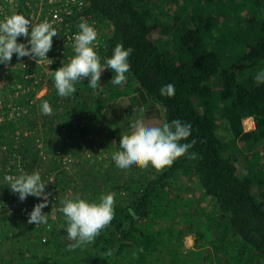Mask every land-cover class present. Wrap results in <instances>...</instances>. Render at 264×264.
<instances>
[{
    "label": "trees",
    "instance_id": "1",
    "mask_svg": "<svg viewBox=\"0 0 264 264\" xmlns=\"http://www.w3.org/2000/svg\"><path fill=\"white\" fill-rule=\"evenodd\" d=\"M76 14L77 18L87 15L83 18L96 30L93 47L102 66L117 44L133 49L122 85L111 83V69L102 72L101 87L95 91L82 79L74 85L73 97L67 98L68 110L55 116L64 121L62 128L75 127L80 133L78 149L67 152L84 158L76 171L84 184L68 199L99 203L101 195L113 194L114 218L93 242L69 250L76 242L68 238L61 211L47 215L50 230L45 229L46 223L36 227L23 222L39 198L27 197L29 207L18 208L19 215L2 213L4 198L12 206L18 196L4 181L8 173L4 157L0 159V241L6 248L0 252V264H264V84L257 86L254 81L264 70V0H83ZM77 20L76 25H51L58 34L53 37L51 56L62 49L71 58L75 55L73 38L81 22ZM60 57L50 64L53 71L70 61ZM33 68L32 63L20 73L12 70L9 80L24 82L23 76ZM50 80L40 102L57 111L60 96L54 78ZM169 83L175 86V95L162 96L161 86ZM117 96L156 105L161 125L173 120L190 123L191 136L181 143L195 140V146L161 171L133 165L119 172L113 160L104 171L90 164L87 147L95 141L87 138L88 126L76 125L75 120H87L94 128L92 120L99 121L96 126L109 132L98 140L103 146L114 144L112 154L122 150L117 120L132 114L135 105L123 110L115 105ZM88 98L95 105L87 112L93 113L91 118L84 109L91 103ZM248 116L255 120L252 131L243 128V118ZM105 120L109 126L101 125ZM17 127L12 121L0 124V145L10 148L4 152L7 155L14 152L16 165L30 170L38 149H26L28 145L16 141V133L21 135L23 130ZM61 129L59 125L45 128L50 130L45 133L43 146L49 147L45 155L64 150ZM57 135L61 140L56 143ZM239 140L244 142L242 147L237 145ZM227 150L232 152L229 156ZM192 153L195 159L189 158ZM244 154L248 171L238 174L235 161ZM67 174L62 168L54 176L53 185L61 191L71 186ZM183 177L195 189L186 186L180 193ZM203 201L208 207H202ZM14 231L18 233L13 236ZM190 233L195 241L187 248L184 242Z\"/></svg>",
    "mask_w": 264,
    "mask_h": 264
},
{
    "label": "clouds",
    "instance_id": "2",
    "mask_svg": "<svg viewBox=\"0 0 264 264\" xmlns=\"http://www.w3.org/2000/svg\"><path fill=\"white\" fill-rule=\"evenodd\" d=\"M33 1L35 7H45V11H48V7L54 6L51 8L52 11L62 19L53 25L58 23L63 25L61 24L63 22L66 25H76L73 23H77V19L81 20L78 25L80 31L73 38L75 55L71 59L69 58V63H63L62 67L53 71L54 86L60 97L68 98L74 94L76 92L74 85L82 79L88 80L89 87L93 91L97 90L101 87L98 82L105 69H111L114 72L111 79L112 84L122 85L126 81V73L131 67L128 60L133 49H125L122 44H117L113 49L112 56L106 60L105 66H102L100 57L93 47V43L97 40L96 30L86 22L88 21L86 20L88 19L87 15L77 18L76 13L81 10L83 0H69V2L30 0L31 7L27 6L26 0H0V11L2 12V14L0 13V64H3L0 86H3V82L19 86L20 81L9 80L12 70L20 73L27 68L29 62L33 63L36 60L38 65L41 60L48 58L47 54L53 46V37L58 35L47 21L33 24L30 19L26 18V15L15 12V4L18 3L25 6L23 9L29 15L30 10L34 7ZM44 13L42 14L50 16V19L54 16L50 10L46 14ZM62 50L66 51V49ZM15 56L18 60L21 59L18 65L11 63ZM58 56L63 55L59 53ZM67 57L69 56L67 55ZM32 76L33 71L26 73L23 77L31 79ZM254 81L257 86L264 84V70L255 75ZM18 86H15L16 89ZM160 94L173 97L175 86L171 83L161 86ZM41 111L44 114H51L52 108L45 101L41 106ZM4 121L3 118L0 119V124ZM242 123L245 131H252L256 128L253 116L243 118ZM191 130L190 123L180 120L154 126L146 123L143 119H134L130 124V130L127 133H121L120 148L122 150L113 153L112 158L120 169H128L133 165L143 169L151 165L156 171H161L170 167L178 158L184 156L190 148L195 146V140H192L191 143H181V141L188 140ZM189 158L195 159L196 153H192ZM6 166L8 173H6L4 181L11 192L18 194L16 199L19 197L21 201H24L28 196L43 198V201L37 203L29 213L28 223L35 225L47 223V214L42 210L48 205V198L51 194L46 191L47 184L42 181L40 173H24L23 171L28 170V167L20 165V163L16 165L12 162L11 166L6 163ZM10 174H14V176ZM61 203L63 206L60 211L67 221L68 238L76 242L69 245V250H73L81 244L93 242L101 230L108 226L114 218L113 194L101 195L99 203H89L79 197L61 201Z\"/></svg>",
    "mask_w": 264,
    "mask_h": 264
},
{
    "label": "rangeland",
    "instance_id": "3",
    "mask_svg": "<svg viewBox=\"0 0 264 264\" xmlns=\"http://www.w3.org/2000/svg\"><path fill=\"white\" fill-rule=\"evenodd\" d=\"M19 4H17L18 6ZM33 5L34 7L30 10V11H35L36 16H32V15H27L26 18L30 19L31 21L34 20V24H38L41 23L39 21L36 22V17L38 15V12L41 11V13L46 14L49 10L51 11L52 15H54V12L52 11V7L54 6H50L48 7V11H45L44 8L40 7H35V2L33 1ZM155 35H157V31H155L154 33ZM27 39V38H26ZM63 51V50H62ZM60 51V54L63 55L62 57L64 58L65 56L67 57V50L65 52ZM48 58H45L43 60H41L39 62V64L37 65L36 60H34V68H33V76L31 79H28L27 77L25 78L24 82H20L19 86L17 84H8V83H4L3 82V86H0V119H4L5 121H12V123H14V125H17V128H22V132L20 133L21 135H18L16 132V136L17 137V142L24 144L25 146L28 145V147H26V149H38V158L36 159V163L33 165V167L30 170H24L23 172H28V174H32L34 172H39L41 175V179L42 181L47 184L46 185V191L49 192L51 195L49 196V203L48 205L42 210L45 214L47 215H51V216H55L60 212V208H61V204H59L60 201H64L67 200L71 195H73L74 193H78L75 192V190H80L81 186L84 184V180L82 178H79L77 171V167L80 166V162H84V158L82 155H79L77 153H69L71 151H73L74 149H78L77 148V142L78 141V137L80 135V133L76 130V128H68L65 127V125H63L62 128V123L64 122L61 118V116H59L61 119H57L55 116L60 115V113L63 110H68V100L67 98H63V97H58L57 101L59 102V106L57 111L54 109H52L51 114H48L50 117H53L52 120H50V122H47L45 120V118L48 116L47 114H44L41 111V106L44 102H40V99L42 97H44V95L48 92L49 90V85L51 80L49 81V77H53V68H51V63L55 60L58 61L60 58L57 55H50V52L47 54ZM71 59V55H68ZM66 59V58H65ZM64 59V60H65ZM69 59V60H70ZM21 60V59H19ZM19 60L17 59V56H15V60H13V65H18ZM68 60V59H67ZM68 60V61H69ZM27 62V61H26ZM32 64V62H29L28 66ZM66 64V63H64ZM27 66V67H28ZM1 67H0V80L2 79V73H1ZM52 75V76H51ZM6 80V79H5ZM54 84V82H53ZM15 86H18L17 89ZM104 92V91H103ZM106 97L108 95V92L106 91L105 93H103ZM30 94H32L30 96ZM142 94V93H141ZM27 100V102L24 101V97ZM140 93L138 92L137 94H135L134 96L137 97L139 96ZM73 97V95H72ZM71 97V98H72ZM90 97V96H89ZM88 101H90L91 103L85 104V114L93 117V113H87L88 111H90V107L93 108L95 107V105H93L94 103L88 98ZM133 98L129 97V96H117V100H116V104L117 107H122L123 110H125L127 107H129L130 104H134L135 108H134V112L132 114H129V116L127 117H122L121 119L117 120L119 121L118 125L116 126V132L118 133H127L130 130V124L134 119H143L146 123L154 125V126H160L161 125V121L162 119L160 118L159 114H158V110L155 109V106L152 107L150 105H148L145 101V103L141 100H137L136 103H133ZM146 100H149L146 99ZM73 103V102H72ZM50 105V103H48ZM25 105V106H23ZM29 105V107H28ZM34 105H36V109L33 110ZM90 105V106H89ZM51 107V105H50ZM31 108V110L29 109ZM143 110V111H141ZM110 111V109H109ZM45 117V118H44ZM55 118V119H54ZM57 119V120H56ZM56 120V121H55ZM67 120H72L70 117H68ZM36 121V122H35ZM83 121V120H82ZM81 120H75L76 125H84L86 124L88 127V133H87V138L90 137L93 141H95L94 143H92V145L87 147V152L86 155L88 156V159H90V164L93 165H99V167L101 168V171H104V167L107 166V164L109 165L110 162H112L113 160V154L111 152V149H115L113 148L114 144H108L106 146H103V144L101 143L100 139L98 140L99 136L102 133L105 132H109V129H104L103 127L100 126H96V124H100L99 121L96 119V121H98L97 123L93 121L94 126L91 124V122L85 120L82 122ZM80 123V124H79ZM59 125L60 126V134H61V138L60 139L59 135H57V142H59L61 140L63 147L61 149L64 150H60L58 151V154L53 155V156H48L45 155V149L49 148V147H44L43 145L46 144V139L47 137H45V133H49V131H46L45 128H48L50 126H56ZM101 125H107L109 126V123H107V120L104 121V123H101ZM250 128V126H248ZM102 128L103 131L100 129ZM100 132H99V131ZM77 131V132H76ZM97 132H99V134H97ZM77 135V136H76ZM97 135V136H96ZM98 140V141H97ZM237 145L242 147L244 145V142L239 140L237 142ZM34 146V147H33ZM262 145L259 147L261 149ZM7 148L5 145H0V159L7 157L8 160L6 163H9L10 166L12 165V162L15 163V159H14V152L10 151V154L7 155L6 153H4L5 151L7 152ZM81 149H83V147H81ZM69 151V152H67ZM232 152L227 150L226 155L229 156ZM76 154V155H75ZM78 155V156H77ZM247 154H244L242 156H239L235 163L238 167V174H243L246 173L248 171V168L246 166V161L244 160V157ZM60 158L62 160H60ZM53 159H55L54 164L52 165ZM114 161V160H113ZM57 164V165H56ZM76 164V165H75ZM95 165V166H96ZM114 168H116L119 172H123L126 171L127 169H120L116 166V162L114 161ZM62 168H65V170H68V174L70 178H68V181L70 182V187L65 191L62 189V191L58 188L60 187L59 185H53L54 179H55V175L62 170ZM136 175V174H135ZM137 176V175H136ZM183 182L182 184L179 186L178 191L180 193H182V191H184V188L187 186H189L190 189H195V186H191L190 184L187 183V178L183 177ZM67 183V182H66ZM67 186V184H66ZM75 186H77V189H75ZM259 190V188L257 189ZM28 197H32V196H28ZM35 197H33L34 199ZM56 198H59L58 200H56ZM37 199V198H36ZM40 200L37 203H41L43 201V198H39ZM7 197L4 198V200L2 201L1 204H5V207L2 210V213H15V214H21L19 209H24V208H28L29 205L26 204V200L21 201L19 199V197L15 200V202L12 201H6ZM204 203L201 204L202 207H208V202L207 201H203ZM28 203V202H27ZM6 208V210H5ZM210 209V208H209ZM8 211V212H7ZM19 211V212H18ZM26 217L23 218V222L26 224L28 223V219H29V215H25ZM29 225H35V224H29ZM36 227L38 225H35ZM52 228V224L49 223V221H47L45 229L50 230ZM16 233H18V231H14L13 233H11V235H16ZM46 238V237H45ZM195 235L194 233H190L186 238H185V246L187 248H192L194 246V241H195ZM44 240V239H43ZM6 248V245L2 244V242L0 241V252ZM2 259V257L0 256V260Z\"/></svg>",
    "mask_w": 264,
    "mask_h": 264
},
{
    "label": "built area",
    "instance_id": "4",
    "mask_svg": "<svg viewBox=\"0 0 264 264\" xmlns=\"http://www.w3.org/2000/svg\"><path fill=\"white\" fill-rule=\"evenodd\" d=\"M53 1H55V0H50V2H53ZM59 1H67V2H69V0H59ZM17 4H18V3L15 4V7H16V11H15V12H17L18 14L26 15V17H27V11H25V9H23L25 6H24V5H20V4L17 6ZM26 4H27V6L29 5V6L31 7L30 0H26ZM41 8H42V6L40 7V9H41ZM0 13L2 14L1 11H0ZM29 15L36 16L35 11H33V10L30 11V12H29ZM61 19H62V18H60V17L58 16V14H54L53 18L50 19V16H44V15L41 13V11H39V12H38V15H37V17H36V22H37V21H39V22H45V21H47L49 24L53 25L56 21H59V20H61ZM31 22L34 24V20L31 21ZM61 51H62V50H61ZM62 52H65V51L63 50ZM10 175H13V176H14V174H10Z\"/></svg>",
    "mask_w": 264,
    "mask_h": 264
}]
</instances>
